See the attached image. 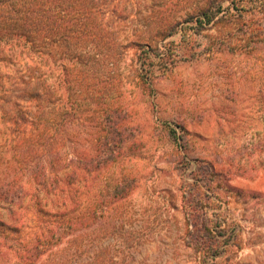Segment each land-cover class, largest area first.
I'll return each instance as SVG.
<instances>
[{"label": "rangeland", "instance_id": "1", "mask_svg": "<svg viewBox=\"0 0 264 264\" xmlns=\"http://www.w3.org/2000/svg\"><path fill=\"white\" fill-rule=\"evenodd\" d=\"M139 1L144 6L135 25L147 39L162 23L182 21L198 0ZM230 30L219 19L192 30L185 44L177 33L156 38L173 40L178 58L156 62L150 84L138 76L140 49L133 45L113 66L108 83L102 75L109 70L95 68L97 95L107 94L105 104L125 106L119 128L130 131L125 150L85 194L95 199L122 177L135 178L130 192L110 205L93 230L98 253L109 247V264H264V150L256 146L264 139V92L260 97L255 60L223 49V33ZM119 41L127 43L125 36ZM48 66L49 83L55 85L62 71L53 58ZM82 103L95 108L88 100ZM84 117L87 122L63 128L50 143V154L57 157L48 163L53 169L74 149L94 145L98 126L90 127L95 122L88 112ZM189 208L199 212L189 220L190 234L183 212ZM204 227L211 229L206 236ZM200 242L212 247L203 253Z\"/></svg>", "mask_w": 264, "mask_h": 264}, {"label": "trees", "instance_id": "2", "mask_svg": "<svg viewBox=\"0 0 264 264\" xmlns=\"http://www.w3.org/2000/svg\"><path fill=\"white\" fill-rule=\"evenodd\" d=\"M194 5L182 21L162 23L145 39L135 25L144 6L139 0H0V264L111 261L108 245L98 253L93 230L110 205L130 192L135 178L122 177L95 199L93 193L85 194L125 150L130 131L119 128L124 127L125 106L105 104L107 94L97 95L94 70L108 69L102 75L108 83L127 46L140 49L138 76L150 84L156 62L172 64L178 58L173 40L160 43L156 38L177 33L184 43L192 30L223 19V26L231 29L223 33V49L255 60L262 97L264 0H198ZM146 29L152 32L154 27L149 22ZM52 58L62 71L55 85L47 72ZM84 100L95 108H84ZM85 112L95 122L90 127L98 126L94 145L74 149L67 162L53 169L48 163L57 157L50 154V143L63 128L87 122ZM170 133L175 137V131ZM256 146L263 151L264 139ZM183 212L190 234L189 220L199 212ZM208 231L201 229L203 236ZM197 244L203 253L212 247Z\"/></svg>", "mask_w": 264, "mask_h": 264}]
</instances>
